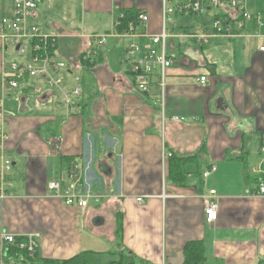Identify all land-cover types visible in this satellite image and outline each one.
<instances>
[{
	"label": "crops",
	"instance_id": "obj_1",
	"mask_svg": "<svg viewBox=\"0 0 264 264\" xmlns=\"http://www.w3.org/2000/svg\"><path fill=\"white\" fill-rule=\"evenodd\" d=\"M12 2L0 0V19L11 15ZM43 2L37 24L58 36V58L82 76L83 94L80 112L70 114L41 81L0 89V128L12 159L11 186L0 201V262L2 234H39V264L114 250L137 263L182 264L190 241L203 243V264H264V197L253 196L254 171L264 170V0H245L262 26L247 22L206 45L185 35L199 25L209 29L214 10L170 16L173 64L163 92L157 74L147 92L137 91L124 59L130 38L117 36L115 25L121 12L135 9L148 18L136 31L158 34L163 0H73L71 21L47 15ZM219 12L233 15L226 7ZM92 35L111 37L85 72L81 57ZM4 68L0 54V79ZM171 158L182 159L175 179L168 176ZM74 163L80 187L93 196L83 212L47 190L52 180L66 185ZM211 165L216 171L204 178ZM209 190L219 200L212 225L203 213Z\"/></svg>",
	"mask_w": 264,
	"mask_h": 264
},
{
	"label": "built area",
	"instance_id": "obj_2",
	"mask_svg": "<svg viewBox=\"0 0 264 264\" xmlns=\"http://www.w3.org/2000/svg\"><path fill=\"white\" fill-rule=\"evenodd\" d=\"M39 2L40 0H13L11 15L0 19V54L5 57L6 66L0 79V89L3 92L6 89L15 91L23 83L38 80L49 92L62 98L61 103L68 107L70 114H78L83 94L82 76L69 70L67 64L58 58L56 48L58 36L45 32L37 24ZM170 2L163 0L162 27L158 34L137 32V26L133 25L118 31L121 26L120 20L123 18L122 12L115 22L117 36L130 38L124 51V59L129 63L130 74L139 92H147L154 82L155 74L158 76L157 86L161 92L164 90L166 70L173 64V60L167 55V41L171 36L168 28L170 16L176 14L201 16L208 9L214 10L216 14L209 29L199 25L193 32L185 35L199 45H206L213 36H234L247 22L258 27L263 25L260 14L252 15L246 10L245 0H175L173 4ZM224 7L232 11L233 15L221 17L219 10ZM147 19L146 15L140 13L137 25L145 24ZM110 37L111 35H92L89 38L90 48L83 56V60L90 63L95 60L106 47L107 39ZM136 39H142L143 42L139 43ZM258 52L264 54V44L258 47ZM206 80L205 76H200L196 83L203 85ZM7 141L8 134L0 128V201L7 197V188L11 186L7 176L11 171L12 159L5 150ZM55 150L60 151L61 147L57 146ZM261 151L264 153V147ZM215 171L216 167L211 165L203 170L202 176L206 178ZM254 173L258 174L259 185L253 196L264 197V170L258 167ZM80 175L81 167L74 163L67 184L52 180L47 184V190L50 196L60 200L64 205L83 212L93 196L80 187ZM136 201L141 203L142 198L139 197ZM218 212V196L214 190H209L203 206L205 223L214 224ZM39 239V234L1 235L4 246L15 245L29 256L38 254ZM0 264L17 263L11 259L7 262L2 260Z\"/></svg>",
	"mask_w": 264,
	"mask_h": 264
},
{
	"label": "trees",
	"instance_id": "obj_3",
	"mask_svg": "<svg viewBox=\"0 0 264 264\" xmlns=\"http://www.w3.org/2000/svg\"><path fill=\"white\" fill-rule=\"evenodd\" d=\"M123 18L120 20V28L118 31L127 29L128 26L133 25L134 27L138 24V15L139 11L135 9H129L122 12ZM191 40V39H190ZM195 42L194 40H192ZM196 43V42H195ZM82 63L86 66L85 72H87V67H90V62L84 61L81 57ZM182 159L171 158L169 162L168 176L170 179H175V173L181 172V163ZM259 185V180L255 177L254 187L257 189ZM19 241V240H18ZM3 253V260L7 262L9 260L16 261L17 264H39L38 263V254L34 256H29L25 251L20 250L15 245H5ZM204 245L201 241H190L187 242L182 250L183 262L182 264H203L204 261ZM121 256L117 260H112L107 264H135L133 258L126 254L125 252H120ZM124 261V262H123ZM40 264H102L100 260V255L94 254L93 252H84L82 254L73 256L71 258L55 261V260H45Z\"/></svg>",
	"mask_w": 264,
	"mask_h": 264
},
{
	"label": "rangeland",
	"instance_id": "obj_4",
	"mask_svg": "<svg viewBox=\"0 0 264 264\" xmlns=\"http://www.w3.org/2000/svg\"><path fill=\"white\" fill-rule=\"evenodd\" d=\"M50 1H51V3H50ZM61 1L60 0H45V2H43L40 5V8H43V10L46 12V14L49 15L50 17L58 16V17H61L62 19L71 21L72 20L71 17L73 15L72 10L75 9V6L73 5V2H72L73 0L67 4H64L65 2H67V0H61ZM71 3H72V6H71ZM78 15H79V11H78ZM45 17H47V16H45ZM41 20H43V19L41 18ZM120 256H121V254L119 253V250H114L113 253H110V254L105 255V256H100V260H101L102 264H107L108 262H110L112 260H117ZM135 264H142V263L135 262Z\"/></svg>",
	"mask_w": 264,
	"mask_h": 264
}]
</instances>
